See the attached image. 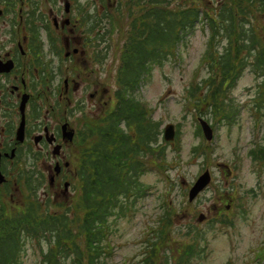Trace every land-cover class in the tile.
<instances>
[{
	"label": "trees",
	"instance_id": "16d2710c",
	"mask_svg": "<svg viewBox=\"0 0 264 264\" xmlns=\"http://www.w3.org/2000/svg\"><path fill=\"white\" fill-rule=\"evenodd\" d=\"M110 1L115 4L112 8L106 6L107 0H100L99 21L106 34L115 33L123 39L115 105L84 130L74 199L53 201L45 186L40 190L47 195L39 200L41 176L14 166L15 175L0 191V264H21L26 244L36 246L39 264H112L111 236L118 219L133 215L135 202L150 192V186H143L139 177L152 169L166 179L170 162L165 144L156 146L159 122L152 120L134 90L154 67L178 58L179 48L187 45L198 25L204 32L208 23L212 36L200 60L206 74L187 89L188 107L207 114L211 103L217 122L230 120L235 107L225 104L223 95L249 67L259 79V93L250 110L264 118V34L256 37L254 28L258 18L264 17V0H218L217 5L211 1L208 7L207 0ZM222 38L227 45L220 53L211 46ZM255 45L257 54L251 53ZM246 48L249 53L244 54ZM207 71L214 79H208ZM197 150L193 148V152ZM257 154L264 161V147ZM13 184L17 191L12 190ZM165 185L168 190L159 196L161 210L155 217L160 222L152 228L153 236L146 240L139 264H189L196 251L193 238L176 254L168 244L171 221L180 208L169 199L166 180ZM169 249L171 257L164 253ZM255 264H264V247Z\"/></svg>",
	"mask_w": 264,
	"mask_h": 264
},
{
	"label": "rangeland",
	"instance_id": "374dc122",
	"mask_svg": "<svg viewBox=\"0 0 264 264\" xmlns=\"http://www.w3.org/2000/svg\"><path fill=\"white\" fill-rule=\"evenodd\" d=\"M256 26L259 34H264V17L258 18ZM208 34V29L204 33L198 25L178 58L161 68H154L136 95L153 108V118L161 121V130L167 123L178 125L180 130L179 147L173 143L167 145L168 159L180 158V164L171 166L168 171L171 184L169 199L175 206L184 204L183 211L172 220L173 233L168 240L170 248L176 254V250L191 237L195 238L197 248L190 264H252L253 252L259 249L264 239V165L253 163L248 152L253 135L255 139L262 137L264 122H257L248 108L256 94V84L253 74L247 70L229 93L239 109L236 120L232 124L215 125L212 142L202 143V136L197 133V116L184 105V96L199 68ZM113 39L116 41H113L108 66L105 67H109L107 73L105 70L106 79L104 74L98 79L107 100L113 89L110 61L118 58L123 42L117 34ZM102 79L105 83H101ZM203 118L207 120V114ZM197 145L198 151L204 150V153L193 154L192 150ZM208 145L211 146L209 152ZM29 164L27 160L26 165ZM205 169L210 171L211 181L193 202L188 203L187 191ZM140 181L151 189L146 197L135 203L138 208L133 216L118 219L117 232L112 238L113 264H136L139 261L142 237L149 227L155 225L158 198L168 189L163 177L151 169L140 177ZM69 193L68 199L71 200L73 188ZM200 214L204 216L200 218ZM220 219L226 222L219 223ZM172 250L164 251L167 257H171ZM22 258L23 264H38L40 260L37 248L30 244ZM64 264L69 263L66 261Z\"/></svg>",
	"mask_w": 264,
	"mask_h": 264
},
{
	"label": "flooded vegetation",
	"instance_id": "af4514ba",
	"mask_svg": "<svg viewBox=\"0 0 264 264\" xmlns=\"http://www.w3.org/2000/svg\"><path fill=\"white\" fill-rule=\"evenodd\" d=\"M51 3L52 0H17L15 7L19 12L37 9L43 17L0 20V59L12 63L9 71L0 72V152L20 155L27 151L28 159H32L33 151L44 153L49 173L55 164L65 165L68 158L74 164V146L64 133L71 131L74 138L81 135L82 113L95 116L106 104L98 80L101 73H95L91 60L85 57L88 49L97 44L93 37L85 40L76 33L74 20L51 31L49 19L44 18L45 10L52 13ZM30 22L35 26L30 27ZM25 96V138L19 143L14 137L20 127L19 108ZM55 146H59L57 153ZM62 179L66 181L65 174Z\"/></svg>",
	"mask_w": 264,
	"mask_h": 264
},
{
	"label": "water",
	"instance_id": "95a60500",
	"mask_svg": "<svg viewBox=\"0 0 264 264\" xmlns=\"http://www.w3.org/2000/svg\"><path fill=\"white\" fill-rule=\"evenodd\" d=\"M200 124L202 126L204 135L207 139L210 138L211 136V131L209 129V127L207 126V124L203 121H200ZM173 127L171 125H168L165 127L164 130V139L169 141L172 140L173 138ZM209 174L207 171H205L195 182V184L193 185V187L191 188V190L189 191V201H191L199 191H201L209 182ZM4 180L3 176L0 173V183H2ZM202 216H200L201 218Z\"/></svg>",
	"mask_w": 264,
	"mask_h": 264
}]
</instances>
